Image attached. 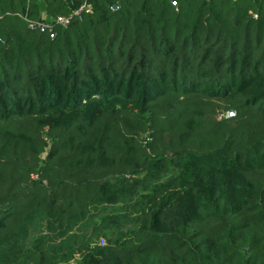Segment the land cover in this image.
<instances>
[{"label": "trees", "instance_id": "1", "mask_svg": "<svg viewBox=\"0 0 264 264\" xmlns=\"http://www.w3.org/2000/svg\"><path fill=\"white\" fill-rule=\"evenodd\" d=\"M82 2L0 0V264H264V0ZM124 200L77 261L25 246Z\"/></svg>", "mask_w": 264, "mask_h": 264}, {"label": "rangeland", "instance_id": "2", "mask_svg": "<svg viewBox=\"0 0 264 264\" xmlns=\"http://www.w3.org/2000/svg\"><path fill=\"white\" fill-rule=\"evenodd\" d=\"M173 172L171 170L159 176L156 183L168 180ZM143 193L145 189H141L137 196ZM130 202L131 200H124L110 206L96 204L78 218L65 223L41 216L32 217L22 232L25 246L30 249L40 242L53 246L68 239L72 243L74 260L77 261L83 255V245H104L108 237L126 234L136 226L137 214L128 206ZM101 239L104 243H101Z\"/></svg>", "mask_w": 264, "mask_h": 264}, {"label": "built area", "instance_id": "3", "mask_svg": "<svg viewBox=\"0 0 264 264\" xmlns=\"http://www.w3.org/2000/svg\"><path fill=\"white\" fill-rule=\"evenodd\" d=\"M91 6L90 3H88V0H83L82 4H80L74 11L73 14L77 15L85 11H90ZM44 19V17H43ZM58 24H62V26H67L70 22V17L66 16H57L54 20ZM29 27H38L40 30H44L48 27V24L45 22H35L31 23ZM101 243H104V241L101 239Z\"/></svg>", "mask_w": 264, "mask_h": 264}, {"label": "water", "instance_id": "4", "mask_svg": "<svg viewBox=\"0 0 264 264\" xmlns=\"http://www.w3.org/2000/svg\"><path fill=\"white\" fill-rule=\"evenodd\" d=\"M171 1L174 2L175 0H171ZM113 8L115 9L116 6L114 5ZM233 113H234L233 110H231V111L229 112V115H233Z\"/></svg>", "mask_w": 264, "mask_h": 264}]
</instances>
